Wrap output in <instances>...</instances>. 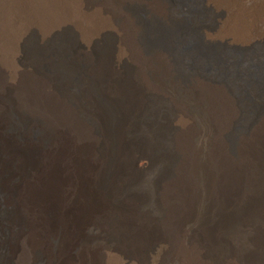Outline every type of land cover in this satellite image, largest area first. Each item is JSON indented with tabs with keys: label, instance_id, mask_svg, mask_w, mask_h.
<instances>
[{
	"label": "bare ground",
	"instance_id": "obj_1",
	"mask_svg": "<svg viewBox=\"0 0 264 264\" xmlns=\"http://www.w3.org/2000/svg\"><path fill=\"white\" fill-rule=\"evenodd\" d=\"M124 2L0 0V264H264V57Z\"/></svg>",
	"mask_w": 264,
	"mask_h": 264
},
{
	"label": "rangeland",
	"instance_id": "obj_2",
	"mask_svg": "<svg viewBox=\"0 0 264 264\" xmlns=\"http://www.w3.org/2000/svg\"><path fill=\"white\" fill-rule=\"evenodd\" d=\"M123 4L119 5L123 9L121 12L127 14L128 10V13L133 14L134 21L138 20L139 27L143 29L144 41H160L167 45V41L174 36L177 39L175 53L178 55L177 49L188 38L187 29L190 28L189 37L194 40V45L190 46L189 52L182 53L192 55L199 61L201 55H205V50L211 51V55L215 53L219 59L232 60L236 64L264 57V0H126ZM124 26L120 29H124ZM238 34L246 43H215L228 42L238 37ZM241 87L236 94L242 97L250 94Z\"/></svg>",
	"mask_w": 264,
	"mask_h": 264
}]
</instances>
